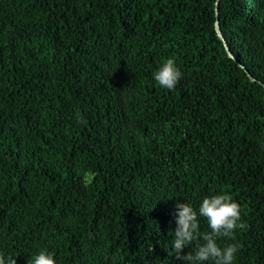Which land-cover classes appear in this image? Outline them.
<instances>
[{
    "label": "trees",
    "instance_id": "trees-1",
    "mask_svg": "<svg viewBox=\"0 0 264 264\" xmlns=\"http://www.w3.org/2000/svg\"><path fill=\"white\" fill-rule=\"evenodd\" d=\"M216 2L0 0L6 258L184 264L175 205L227 192L246 228L218 243L264 264V0ZM167 58L175 90L154 79Z\"/></svg>",
    "mask_w": 264,
    "mask_h": 264
},
{
    "label": "clouds",
    "instance_id": "clouds-1",
    "mask_svg": "<svg viewBox=\"0 0 264 264\" xmlns=\"http://www.w3.org/2000/svg\"><path fill=\"white\" fill-rule=\"evenodd\" d=\"M182 77L183 73L174 58H167L154 73L158 85L167 90H175ZM78 122L86 123L83 118H78ZM175 208L177 227L172 239V251L168 255H174L176 260H182L184 264H235L241 245L233 243L221 246L218 243L222 238H234L236 230L246 228L242 221L241 206L229 193L205 197L198 211L189 203L177 202ZM200 217L206 219L210 230L201 231ZM194 243L195 251L185 255V249ZM0 264H17V261L12 256L6 258L0 252ZM28 264H57V261L54 253L39 251L30 258Z\"/></svg>",
    "mask_w": 264,
    "mask_h": 264
},
{
    "label": "water",
    "instance_id": "water-1",
    "mask_svg": "<svg viewBox=\"0 0 264 264\" xmlns=\"http://www.w3.org/2000/svg\"><path fill=\"white\" fill-rule=\"evenodd\" d=\"M218 4H219V0H217V2H216V6H217V8H216L217 16H218ZM216 30H217V33H218L219 37L223 40L224 45L226 46V48H227V50H228V52H229L230 57H233V54H232L231 51L228 49L227 41H226V39L224 38V36H223V34H222V31H221V28H220V25H219L218 20H217V22H216ZM248 75H249V77H250V79H251L252 81L255 80L254 77H253L249 72H248ZM262 84H263V83H262ZM263 85H264V84H263Z\"/></svg>",
    "mask_w": 264,
    "mask_h": 264
}]
</instances>
